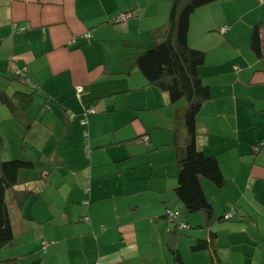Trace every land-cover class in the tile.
Wrapping results in <instances>:
<instances>
[{
	"label": "crops",
	"instance_id": "obj_1",
	"mask_svg": "<svg viewBox=\"0 0 264 264\" xmlns=\"http://www.w3.org/2000/svg\"><path fill=\"white\" fill-rule=\"evenodd\" d=\"M172 4L0 0V166L33 164L7 193L15 238L0 264H264V57L251 48L256 25L264 41V0H220L190 19L211 91L197 144L225 179L220 189L204 181L209 222L176 193L184 104L136 66L166 35Z\"/></svg>",
	"mask_w": 264,
	"mask_h": 264
},
{
	"label": "trees",
	"instance_id": "obj_2",
	"mask_svg": "<svg viewBox=\"0 0 264 264\" xmlns=\"http://www.w3.org/2000/svg\"><path fill=\"white\" fill-rule=\"evenodd\" d=\"M218 1L220 0H173L166 35L159 39L156 46L140 54L136 61V66L149 85L165 94L170 104H184L175 113L173 129V149L177 154L178 167L176 193L189 215L203 213L208 222L216 214L204 190V181L220 189L225 185V179L216 158L205 155L198 148V117L203 105L211 99V91L200 75V69L206 64L207 54L189 45L188 34L192 15L198 9ZM261 27L262 25L254 27L251 42V48L258 57H264ZM3 100L12 106L7 99ZM91 111H94V115L97 114L95 109ZM84 136L88 138V132ZM30 165L33 164L16 160L0 166V251L10 246L15 238L7 193L18 184V173ZM27 195L24 192L18 199L19 203ZM16 196L18 198L19 194ZM201 243L194 249H204L203 243L206 242Z\"/></svg>",
	"mask_w": 264,
	"mask_h": 264
},
{
	"label": "built area",
	"instance_id": "obj_3",
	"mask_svg": "<svg viewBox=\"0 0 264 264\" xmlns=\"http://www.w3.org/2000/svg\"><path fill=\"white\" fill-rule=\"evenodd\" d=\"M131 17H132L131 14L124 15V16H122V18H120V21H121V22H126V21L129 20ZM13 30H14L15 33H21V32H25V31H27V28H26V27H19L18 25H15V26L13 27ZM226 31H227L226 28H222V29L220 30V33H221V34H225ZM88 37H89V36H88ZM12 73H14V71H12ZM81 92H82V88H79V89H78V93L80 94ZM90 113H91V114H94V111H91ZM83 124H85V123L83 122ZM144 140H145V142L148 144V142H149V137H145ZM179 215H180V213H179L178 211H177V212L169 211V212L167 213V219H168L169 221H173V222H174L177 218H179ZM231 218H232V216H231V215H228V216H226L224 219H225V220H230ZM85 221H86L87 223H89V222H88V219H85ZM180 228H182L183 230H189V229H190V227H189L187 224H183V223L180 225Z\"/></svg>",
	"mask_w": 264,
	"mask_h": 264
},
{
	"label": "rangeland",
	"instance_id": "obj_4",
	"mask_svg": "<svg viewBox=\"0 0 264 264\" xmlns=\"http://www.w3.org/2000/svg\"><path fill=\"white\" fill-rule=\"evenodd\" d=\"M164 4H167L166 2H163ZM71 120H73V118H71ZM139 120H137L136 122H138ZM72 126H74V128H73V130H74V132L76 133L77 132V129H81V127L80 126H77V123H75V124H73ZM82 132H83V130H81ZM85 132H88V131H85ZM84 132V133H85ZM83 135H85V134H83ZM85 141L87 142L88 140L87 139H85Z\"/></svg>",
	"mask_w": 264,
	"mask_h": 264
}]
</instances>
